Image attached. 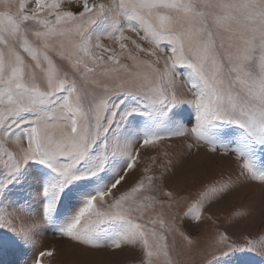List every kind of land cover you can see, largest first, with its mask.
<instances>
[{
	"label": "snow or ice",
	"instance_id": "6c2138e0",
	"mask_svg": "<svg viewBox=\"0 0 264 264\" xmlns=\"http://www.w3.org/2000/svg\"><path fill=\"white\" fill-rule=\"evenodd\" d=\"M0 4V233L12 246L34 249L47 225L73 244L138 249L140 264H180L164 218L171 154L160 153L159 176L149 165L122 188L141 150L173 138L239 169L204 184L185 217L200 221L242 178L264 187V0ZM209 247L204 264H228L264 248V233L240 244L218 230ZM45 257L53 251L32 264Z\"/></svg>",
	"mask_w": 264,
	"mask_h": 264
},
{
	"label": "rangeland",
	"instance_id": "374dc122",
	"mask_svg": "<svg viewBox=\"0 0 264 264\" xmlns=\"http://www.w3.org/2000/svg\"><path fill=\"white\" fill-rule=\"evenodd\" d=\"M65 7L79 10L75 0L72 3L65 0ZM3 10L0 4V11ZM182 115L186 119L188 113ZM188 143L192 141L173 138L165 141L160 149L141 150L140 163L136 171L126 178L122 188L132 185L143 174L142 169L149 165L152 174L159 176L162 171L159 165L167 159L160 153L169 152L172 170L162 178V187L174 193L175 203L171 210L164 209V218L173 223L177 231L167 234V242L173 257L179 259L180 264H204L215 254L209 247V241L218 230H226L232 240L240 244L246 238L257 239L264 233V187L242 178L222 199L205 205L200 221L185 217V211L204 184L221 176L235 178L239 171L232 157L219 152L210 154L206 146L189 150ZM158 199L166 200L167 197L161 193ZM36 208L38 212L39 205ZM244 210H247V215L243 214ZM34 221H39V215L24 218L26 225ZM181 233L191 237L195 244L189 247ZM35 237L36 247L27 249L12 246L8 237L0 233V264H32L35 255L44 250H52L53 257H45L43 264H140L141 260L138 249L128 246L94 249L73 244L55 235L47 225H41ZM228 264H264V248H258L256 252L236 253L228 258Z\"/></svg>",
	"mask_w": 264,
	"mask_h": 264
}]
</instances>
